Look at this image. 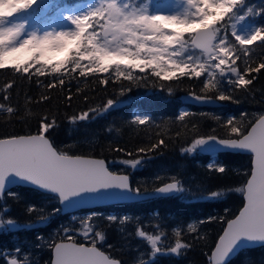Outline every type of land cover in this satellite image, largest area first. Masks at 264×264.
<instances>
[{
    "label": "snow or ice",
    "instance_id": "snow-or-ice-1",
    "mask_svg": "<svg viewBox=\"0 0 264 264\" xmlns=\"http://www.w3.org/2000/svg\"><path fill=\"white\" fill-rule=\"evenodd\" d=\"M39 3L40 0H0V72L11 76L0 89V120L5 125L23 124L29 128L33 122L36 124L35 132L0 135V200L5 194L17 197L10 190L13 185L29 186L49 194L59 205L50 213L44 214L45 209L35 205L26 207L30 216L40 213L35 223L43 224L57 213L112 200L141 202L149 198L194 196L175 175L165 178L158 174L151 187L147 182L134 185L128 172L113 171L106 159L76 154L67 150L68 145H58L53 132L60 125L58 113L48 106L52 100L50 90L67 91L62 100L66 108H71V82L79 83L81 77L85 82H91L89 78L98 81L105 89L110 83L119 84L121 95L134 86L151 87L171 95L177 84L193 81V90L188 96L192 101L238 104L239 98L234 93H250L258 76L264 75V58L256 63L252 57L253 46L264 49V24L248 22L250 17L264 16V7L254 8L246 0H170V10L165 11L159 0L146 3L91 0L86 10L59 12L63 26L41 31L31 22ZM179 6L182 7L177 10ZM50 7L45 5V15ZM58 56L63 59H57ZM41 77L50 78L41 80ZM17 81L34 83L37 89L49 91H40L38 96L25 93L23 105L19 100L13 103ZM80 91L77 87L76 92ZM81 98L88 100L86 94ZM120 103L109 98L101 106L87 107L64 119L70 125L87 123ZM29 105L44 107L38 112L30 110ZM189 115L197 113L181 110L175 117V121L181 122L176 137L185 130H198V122L186 121ZM198 115L218 122L225 134L219 135L216 127L206 134L197 131L189 146L181 148V154L210 155L212 160L207 168L219 174H226L228 169L215 159L218 153L250 154V168L241 169L247 179L234 189L243 196V206L238 215L226 221L209 217L188 223L186 228H172L178 239L170 247L161 243L166 232L160 224L154 225L156 234L146 232L143 225L137 224L134 232L127 235L144 240L150 247L147 258L140 259L138 264H155L157 254H186L195 247L194 242L203 239L197 223L202 225L214 219H221L226 227L205 253L207 264H230L241 250L252 245L264 246V113L254 118L247 112L226 118L206 111ZM127 123L156 129L166 127L165 121L157 123L146 112L133 113ZM168 146L165 136L156 131L151 142L134 150L113 141L109 151L127 157L113 163L136 170L154 155H163ZM221 195L220 191H212L207 198L216 199ZM0 212L7 213L8 208ZM102 215L96 211L84 216L73 214V226H62L56 233L59 240L53 237L47 244L52 253L50 264H123L102 248L107 227L123 226L131 223L132 218L108 215L104 218L108 224L102 226L99 224ZM77 223L79 226H74ZM20 227L15 219L0 218V229L11 231ZM119 230L125 231L123 227ZM37 239L43 237L37 236ZM0 260L3 264H33L30 254L20 247L10 253H0Z\"/></svg>",
    "mask_w": 264,
    "mask_h": 264
},
{
    "label": "trees",
    "instance_id": "trees-1",
    "mask_svg": "<svg viewBox=\"0 0 264 264\" xmlns=\"http://www.w3.org/2000/svg\"><path fill=\"white\" fill-rule=\"evenodd\" d=\"M51 2V8L55 10L66 9L79 6L90 2L91 0H45ZM45 1L40 2L38 7L43 5ZM246 4L254 8L264 7V0H246ZM33 14V13H32ZM36 15V12H34ZM50 14V13H48ZM37 16V15H36ZM249 23L264 24V16L249 18ZM252 57L256 63L264 58V49L253 46ZM243 67V65H241ZM50 77H41V80H47ZM7 79H11L10 75L0 72V89H2ZM36 79L35 77L33 78ZM85 82L84 78H79L71 82V92L73 95L71 108L65 107L62 97L67 95V91L61 92L59 88L50 90L52 100L49 107L53 112H57L59 128L53 132V139L58 145H68L70 151L81 155H91L97 158L106 159L108 166L113 171H125L131 176L134 185L137 183L147 182L148 186L153 185V178L161 175L165 178L177 176L183 185L190 189L194 196L186 198H153L134 203H123L109 205L97 208L94 211L102 213L99 224L104 226L108 221L104 219L108 215L123 217L125 215L132 218L131 223L121 226L112 224L107 227V239L104 242L102 250L111 254L113 257L119 258L123 264H138L142 258H147L150 252L149 245L142 239L128 236L127 233L134 232L137 224L143 225L144 230L150 234H156L155 224H160L165 230L166 236L162 238V245L170 247L174 244L177 237L172 233V228L180 226L186 228L188 223L197 222L199 220H207L209 217L222 218L223 220L234 218L243 206V196L234 191L235 188L241 187L246 176L243 175L241 169L248 170L250 168L251 156L238 153H220L216 156V160L226 166L228 171L226 174H219L209 171L207 164L211 162L212 157L197 153L181 154V148L189 146L192 137L198 131L200 134H206L211 131L212 127L217 128L219 135H224L225 131L219 128L218 122L213 121L209 117H201L198 113L202 111L221 115L226 118L229 115L240 116L241 112H247L249 117L254 118L255 115L264 113V75H259L252 87L250 93L237 91L234 93L239 98V103L223 102L220 109H209L195 107L185 102V98L193 90V81H185L174 87L171 95L166 92L157 91L151 87H132L130 92L124 95L120 93L119 84H109L105 89L98 81ZM126 83V82H125ZM77 87L80 93L76 92ZM195 90L199 91V86ZM40 91H49L47 89H37L34 83L27 81H17V87L14 89L13 103L17 100L23 105L24 94L38 96ZM19 93V96L15 93ZM86 94L88 97L85 102L81 97ZM122 101L118 107L97 116L95 120L87 123L80 122L77 125H70L65 116H70L87 107H98L103 105L107 99ZM43 105H29L30 110L41 111ZM181 110H187L197 115H189L186 121L198 122L199 128L192 131H183L180 137L175 136L176 130L180 127L181 122L175 121V117ZM23 111V109H22ZM135 112H146L150 114L154 120L159 123L166 122V127L156 129L154 126L129 125L127 121ZM175 121V122H174ZM108 128L113 131L109 133ZM191 128V124H189ZM36 124L33 122L31 127L23 124L5 125L0 120V135L7 133L24 134L28 131L35 132ZM156 131H160L168 140V148L163 150V155H154L152 160L146 161L142 167L136 170L127 168L124 165L113 163L126 159L123 154L109 151V145L113 141H118L120 146L129 150L151 142V138ZM212 191H220L222 195L216 199H208V194ZM17 193V197H9L5 194L3 200H0V209L8 208L7 213L0 212V218L15 219L19 224V229L7 231L0 229V253L13 252L16 247L22 248L30 254L33 264H50L52 253L47 247L50 240L56 236L58 230L62 226H73L72 215H63L57 213L51 219L43 224H36L37 216L40 213H34L31 216L27 214L26 207L35 205L37 208H44L45 213H50L52 209L59 207L58 203L51 198L50 195L37 191L35 189L18 187L13 190ZM227 209V213L225 212ZM88 212L81 211L77 216H84ZM159 215H156V214ZM138 218V219H137ZM32 224V228L25 225ZM74 226L78 227V223ZM226 226L221 219H214L204 224L197 223L200 235L203 239L194 242L195 247L186 254L180 256L168 254L159 255L155 258V264H207V256L205 253L213 247L214 243L221 234V230ZM120 227L125 231L120 232ZM37 236L43 237L38 240ZM187 240V234L184 236ZM83 242V241H81ZM111 245V247H109ZM39 246V247H38ZM3 264V260H0ZM230 264H264V246L257 247L238 253Z\"/></svg>",
    "mask_w": 264,
    "mask_h": 264
},
{
    "label": "rangeland",
    "instance_id": "rangeland-1",
    "mask_svg": "<svg viewBox=\"0 0 264 264\" xmlns=\"http://www.w3.org/2000/svg\"><path fill=\"white\" fill-rule=\"evenodd\" d=\"M42 1H45V0H40V2ZM139 2H147V0H139ZM51 2H46L39 6L38 7V11H37V6H36V15L32 14L33 16V19L37 18V17H41L40 20H32V24L34 26H38L40 27L41 31L45 30V28H51V27H60V26H63L61 24V21L59 19V16H58V13L61 12V11H66V10H69V9H72V10H76V11H83V10H86V7L88 5V3L86 4H83V5H79V6H75V7H70V8H66V9H61V10H55V9H52L51 7L49 9H47V12L50 13L49 16H46L44 17L45 15V5H50ZM90 3V2H89ZM170 3V0H159V4L162 8V10H170V8L168 7V4ZM182 7V6H179L177 8V10H179V8ZM23 15H26V14H23ZM70 27V26H69ZM57 59H63V56H58L56 57Z\"/></svg>",
    "mask_w": 264,
    "mask_h": 264
},
{
    "label": "water",
    "instance_id": "water-1",
    "mask_svg": "<svg viewBox=\"0 0 264 264\" xmlns=\"http://www.w3.org/2000/svg\"><path fill=\"white\" fill-rule=\"evenodd\" d=\"M185 102L191 104V105H194L195 107H200V108H211V109H216V108H220L222 107V104L220 102H217V103H214V104H201V103H196L194 101H192L191 99H189L188 97L185 98ZM199 153V152H198ZM221 153H231V152H221ZM199 154H202V155H208V154H204V153H199ZM220 153H218L217 155H219ZM238 154H247V155H250L248 153H238ZM210 156V155H208ZM251 156V155H250ZM17 187H26V188H31L29 186H20V185H13L10 187V190L12 191L13 189L17 188ZM33 189V188H31ZM36 190V189H35ZM37 191H40L42 193H45L41 190H37ZM47 194V193H45ZM149 199H153V198H149ZM147 199V200H149ZM122 203H133V202H127V201H119V200H112V201H109L107 203H101V204H95V205H90V206H87V207H84L82 209H76V210H69L68 212H62V214L66 215H72V214H76L80 211H93L99 207H103V206H108V205H114V204H122ZM238 215V214H237ZM226 227V226H225ZM257 247H263V246H260V245H252V246H249L248 248L246 249H243L241 250L240 252L242 251H245V250H249V249H253V248H257ZM239 252V253H240ZM238 255V254H237ZM235 257V256H234ZM233 257V258H234ZM232 258V259H233ZM231 259V260H232Z\"/></svg>",
    "mask_w": 264,
    "mask_h": 264
}]
</instances>
